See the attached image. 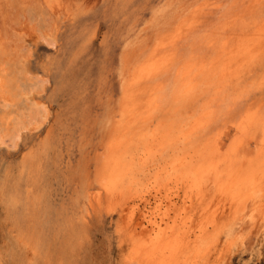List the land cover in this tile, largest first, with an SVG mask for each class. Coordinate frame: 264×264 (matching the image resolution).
I'll list each match as a JSON object with an SVG mask.
<instances>
[{
	"label": "bare ground",
	"instance_id": "1",
	"mask_svg": "<svg viewBox=\"0 0 264 264\" xmlns=\"http://www.w3.org/2000/svg\"><path fill=\"white\" fill-rule=\"evenodd\" d=\"M261 2L186 0L171 16H166L165 7L157 19L153 17L155 33L151 38L137 36L127 46L121 63L117 106L109 113L105 125L110 141L96 158L94 178L88 173L85 179L100 185L101 190L95 193L99 204L103 203V192L108 201L133 196L135 205L137 198L149 200L145 193L154 187V182L158 185L162 171L167 173V184L168 179L177 181L179 177L191 188L181 189L182 205L171 219L165 216L168 209L160 212L162 204L152 208L146 202L139 208L138 221L136 215L134 218L138 203L131 205L130 211L126 204L124 209L130 213L124 227L128 230L137 224L145 227L126 233L134 240L136 253L126 264H221L238 240H243L246 225L260 223L264 233V147L259 144L260 151L255 155L248 152L250 157L240 150L238 153V149L232 150L237 155L231 149L221 154L219 137L211 141L206 133L211 123L228 116L233 109L239 116L237 123L264 132V95L258 99L251 95L255 82L264 81L260 78L264 69L259 73L264 64ZM41 37L48 44L52 42L47 36ZM22 61L0 52L1 145H17L22 133L41 126L48 112L32 96L42 92L46 78L39 73L29 74ZM263 137L262 134L260 139L264 140ZM174 142L183 144L186 149L183 155L171 160L164 158L165 161L161 158L163 163L158 157L155 159L159 153L166 154L161 152ZM148 157H154V172L146 163ZM210 183H214L213 201V196L206 194ZM154 188L157 192L158 187ZM164 189L171 194L167 185ZM194 195L201 206L195 216L184 210L187 203L194 209ZM210 196L212 202L206 201ZM124 227L118 228L119 231H125Z\"/></svg>",
	"mask_w": 264,
	"mask_h": 264
},
{
	"label": "rangeland",
	"instance_id": "2",
	"mask_svg": "<svg viewBox=\"0 0 264 264\" xmlns=\"http://www.w3.org/2000/svg\"><path fill=\"white\" fill-rule=\"evenodd\" d=\"M261 1L264 9V0ZM185 2L0 0V52L9 58L20 57L29 74L39 73L46 78L42 92L32 96L48 111L43 124L36 130H25L17 145L0 144V264H126L136 254L130 234L145 227L137 223L130 230L124 227L130 213L124 208L126 204V209L132 208L133 196L117 197L114 202L108 201L103 192V203L99 204L95 193L101 190L100 185L86 180L85 176L89 173L94 178L96 158L110 141L105 125L109 113L117 106L123 73L121 63L127 46L137 36L151 38L157 14L167 12L166 16H171ZM42 35L52 42H45ZM263 69L264 64L259 67V73ZM262 74L260 78L264 79ZM258 80L251 92L253 99L264 95V81L261 84ZM234 111L211 123L207 136L211 141L219 137L221 154L231 149L237 155L232 150L238 149L242 155L248 152L255 155L264 147V140L260 139L264 132L238 124L239 116ZM185 150L181 142L177 145L174 142L161 152L166 154L159 153L155 159L158 157L163 163L161 158L171 160ZM153 158L148 157L146 163L154 172ZM162 175L159 182L163 187L154 182L158 191L152 187L145 193L149 200L136 199L135 219L146 202L152 208L162 204L160 212L168 209L165 216L170 219L177 214L176 208L182 205L184 196L182 190L191 187L179 177L178 182L172 178L167 184V173L162 171ZM213 184L209 185L212 190L205 191L207 197L213 196L212 201ZM166 185L172 195L165 193ZM211 196L206 201H211ZM154 197L160 202H155ZM193 198L197 200L195 195ZM109 202L112 205H107ZM190 207L191 203H187L186 213L199 215L197 210L201 206L197 202L194 209ZM259 224H245L243 240H238L231 255L221 264H264V233ZM122 227L126 230L122 231Z\"/></svg>",
	"mask_w": 264,
	"mask_h": 264
}]
</instances>
